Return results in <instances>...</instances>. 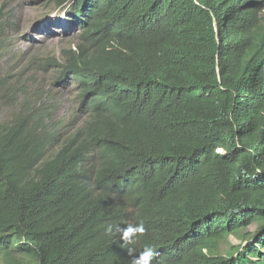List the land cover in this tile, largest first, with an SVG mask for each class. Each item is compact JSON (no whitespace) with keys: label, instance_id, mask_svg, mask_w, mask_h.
<instances>
[{"label":"trees","instance_id":"16d2710c","mask_svg":"<svg viewBox=\"0 0 264 264\" xmlns=\"http://www.w3.org/2000/svg\"><path fill=\"white\" fill-rule=\"evenodd\" d=\"M47 1L77 94L0 123V264H264V0Z\"/></svg>","mask_w":264,"mask_h":264},{"label":"rangeland","instance_id":"374dc122","mask_svg":"<svg viewBox=\"0 0 264 264\" xmlns=\"http://www.w3.org/2000/svg\"><path fill=\"white\" fill-rule=\"evenodd\" d=\"M56 13L47 0H0V18L6 17L9 46L0 59V123L52 99L55 105L62 104L60 118H68L76 90L54 81V62L61 61L63 51L74 49L76 36L65 25L66 18L60 15V21ZM46 59L53 60L45 62L48 67L43 68L40 64ZM255 228L253 225L239 236H228L221 251L244 246V238L252 236Z\"/></svg>","mask_w":264,"mask_h":264},{"label":"clouds","instance_id":"9594fccd","mask_svg":"<svg viewBox=\"0 0 264 264\" xmlns=\"http://www.w3.org/2000/svg\"><path fill=\"white\" fill-rule=\"evenodd\" d=\"M62 16H64V15L62 14ZM64 18H66V16H64ZM58 20L61 21V18L58 19ZM63 21L65 23L66 20L64 19ZM60 85H65L68 88L70 86H73L75 88V90H76L75 95H74V98H73V100L71 102V106L69 107V110H68V112H69L68 118H62V117L60 118V116H59V112H60V108H61L62 104H59L58 105L56 114L54 116V118L58 117V119L61 121V128L64 130V128H65V126H66V124L68 122V119L71 116V109H72V106H74V99H75L76 94H77V89H76V85L74 83H72V84H60ZM37 104H39V103H37ZM32 106H34V105H32ZM32 106H30V107H32ZM29 108L26 110V112L29 110ZM25 113L18 114L16 117H18L20 115H24ZM16 117H14V118H16ZM14 118H12V119H14ZM63 119L65 121H63ZM11 120H9L7 122H10ZM2 123H4V122H2ZM67 130H68V128H67ZM59 148H60V145L57 147V150ZM145 232H146V227H145V224H144L143 221H139L138 223H135V224L128 223L124 227H121L118 224H109L106 227V233H108V234H119L120 235V239L125 244H131V243H133L135 237L143 236L145 234ZM132 251H133L132 249H129V255L132 254ZM159 255H160V253L153 246H147L146 245L143 248V250L139 252L138 255L132 257L131 264H153L154 259L156 257H158Z\"/></svg>","mask_w":264,"mask_h":264},{"label":"bare ground","instance_id":"6f19581e","mask_svg":"<svg viewBox=\"0 0 264 264\" xmlns=\"http://www.w3.org/2000/svg\"><path fill=\"white\" fill-rule=\"evenodd\" d=\"M114 11V10H113ZM116 12V11H115ZM108 22V21H107ZM109 30V29H108ZM111 31V30H110ZM105 49V48H104ZM109 53V52H108ZM83 111V110H82ZM74 116V115H73ZM75 118V117H74ZM69 133V132H68Z\"/></svg>","mask_w":264,"mask_h":264}]
</instances>
